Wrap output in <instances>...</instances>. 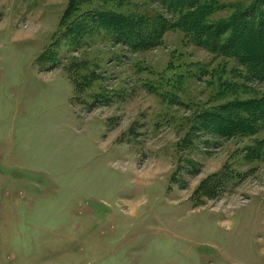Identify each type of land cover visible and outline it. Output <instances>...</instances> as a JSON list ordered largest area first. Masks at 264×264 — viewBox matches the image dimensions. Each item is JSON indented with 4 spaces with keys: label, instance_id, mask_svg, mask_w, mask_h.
I'll list each match as a JSON object with an SVG mask.
<instances>
[{
    "label": "rangeland",
    "instance_id": "1",
    "mask_svg": "<svg viewBox=\"0 0 264 264\" xmlns=\"http://www.w3.org/2000/svg\"><path fill=\"white\" fill-rule=\"evenodd\" d=\"M245 59L264 0H0V264H264V114L215 125Z\"/></svg>",
    "mask_w": 264,
    "mask_h": 264
},
{
    "label": "trees",
    "instance_id": "2",
    "mask_svg": "<svg viewBox=\"0 0 264 264\" xmlns=\"http://www.w3.org/2000/svg\"><path fill=\"white\" fill-rule=\"evenodd\" d=\"M198 6L200 5H196V6L190 5L189 7H194L192 9H196ZM189 7H185V4L173 1L170 4L169 9L172 8L182 13L183 23L185 22L184 24L185 29L188 32L198 34L197 36H195L197 37V39L195 40L197 43H199L200 45H204L202 43V41H204L202 40L203 34H215V37L213 38L212 43L216 44L217 39L220 38L222 30L226 29V26L219 27L217 30H215V32L213 31V29H209L208 25L204 27L203 24H199L196 21H193V17L191 19L187 17L188 10L183 13L184 9L185 8L189 9ZM123 18L124 17L122 16H117L116 17L117 23L115 25L120 26V22ZM131 19L133 22L127 23L126 25L130 29L128 31H126L125 29L122 30L124 33V37L128 39L131 36L135 35L136 39L131 38V41L134 40L136 43H139L142 46V48H146L150 45L151 46L157 45V39H158L157 37L162 36L164 30L155 29L152 31L151 30L146 31L144 30L145 24H146V20L144 17H140V19H137L136 17H132ZM159 22L162 23L163 25H166L162 18H159ZM71 27L72 26H70V28ZM240 42H241V39H239L238 44L226 42L224 44V47L222 46L217 47L215 51L227 50V51H231L235 53L237 52L236 50H238L239 52H244V49L242 48V45H240ZM243 42L244 41H242V43ZM230 44L232 45L230 46ZM243 46L245 47V44ZM245 54H248V52H246ZM245 62H246L245 70L248 73V75L255 76L254 78H258L257 80H259L260 82H264V68H261V67L258 68L259 66L258 59L256 61L254 60L250 61V60L245 59ZM251 76L250 78H252ZM220 110L224 116H218L219 121L215 122V125L217 127L216 129L218 130V132L223 135L232 134L233 131L239 132V130H241L247 123V120H246L247 115H252L256 113H257L256 115H258L259 113L264 114V96L254 98V99H238L235 101H231L228 104H224L220 106L219 109H217L215 112H219Z\"/></svg>",
    "mask_w": 264,
    "mask_h": 264
},
{
    "label": "bare ground",
    "instance_id": "3",
    "mask_svg": "<svg viewBox=\"0 0 264 264\" xmlns=\"http://www.w3.org/2000/svg\"><path fill=\"white\" fill-rule=\"evenodd\" d=\"M20 33V32H19ZM21 35V34H20ZM27 35H29V33L27 34ZM22 36V35H21ZM24 36V35H23Z\"/></svg>",
    "mask_w": 264,
    "mask_h": 264
}]
</instances>
